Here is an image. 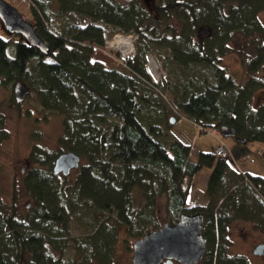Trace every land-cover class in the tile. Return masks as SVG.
I'll list each match as a JSON object with an SVG mask.
<instances>
[{
    "label": "trees",
    "instance_id": "obj_1",
    "mask_svg": "<svg viewBox=\"0 0 264 264\" xmlns=\"http://www.w3.org/2000/svg\"><path fill=\"white\" fill-rule=\"evenodd\" d=\"M143 1L27 0V18L48 51L21 34L0 35L3 84L22 81L31 89L26 98L34 94L43 108L63 117L62 149L36 143L30 150L23 174L28 203L16 196L7 202L0 193V264L60 262L55 253L72 246L70 223L74 216L80 221L75 213L83 203L107 216L90 215L93 228L73 236L74 247L93 248L89 256L105 254L108 263L116 229L127 226L144 235L161 195L171 223L184 212H204L205 264H250L242 254H229L228 230L236 219L264 230V176L237 169L224 141L226 158L216 150L197 151L172 126L187 118L196 132L216 135L227 126L237 137L264 141V102L254 103L255 92L264 88V25L258 18L264 0H159L152 10ZM58 19L69 24L57 28ZM117 29L138 35L136 54H116L108 65L97 54ZM152 50L165 59L166 76L159 80L147 66ZM232 52L241 57L243 83L221 66ZM14 95L11 102L20 106ZM3 106L0 148L11 136ZM67 151L85 161L73 169L72 185L68 175L53 170L57 156ZM206 165L213 166L204 192L208 202L189 208L190 180ZM134 190L143 193L148 209L133 206Z\"/></svg>",
    "mask_w": 264,
    "mask_h": 264
},
{
    "label": "rangeland",
    "instance_id": "obj_2",
    "mask_svg": "<svg viewBox=\"0 0 264 264\" xmlns=\"http://www.w3.org/2000/svg\"><path fill=\"white\" fill-rule=\"evenodd\" d=\"M8 3L14 5L25 17H32V10L28 2L24 0H6ZM124 1V0H121ZM159 0H153L151 2H145L148 9L152 10L158 3ZM58 3L56 2L54 8ZM259 20L264 25V10L258 15ZM172 23L179 25L177 18L172 19ZM68 19L56 20L55 26L61 28L64 25H68ZM123 31L120 29L115 30L112 36L106 39V45L101 49V54H97L108 65L115 61L116 50L111 48L112 38L116 34H122ZM126 34H135V32H123ZM11 33L6 29L3 22L0 20V35L8 38ZM125 35V34H124ZM200 37V31L198 34ZM235 50L238 49L237 42L233 41L230 44ZM103 50V51H102ZM10 51L14 53V47H10ZM105 54H104V53ZM153 53V54H152ZM155 50H152L147 56H154L157 63L160 64L164 75L166 76L165 59L158 58L159 54H156ZM240 55L237 52L228 53L223 57L221 66L227 73L234 74L238 81L243 83L246 80L245 69L243 64L240 62ZM159 66V65H158ZM149 70V69H148ZM152 74V70L150 71ZM150 73V74H151ZM14 86L11 84L0 85V104L4 103L3 110L6 114L7 127L10 130L11 136L4 141L0 148V193L3 199L7 202H12L16 196L22 205L28 203L27 194L24 186L23 174L28 169L29 154L32 146L36 143L43 145L48 150L59 151L62 149L60 145V135L63 133V117L60 113L43 108L37 101L34 94L31 97L25 98L20 106H15L11 102L13 98ZM15 96V95H14ZM263 101L264 102V88H259L254 95V103ZM173 132L183 141L192 145L197 151L204 152H215L219 141L221 140L226 143L230 150V158L237 169L243 172H249L254 175L264 176V141L251 140L245 143L240 142L235 137L223 136L220 132L216 135L210 132H196V128L192 121L187 118H182L172 126ZM220 139V140H219ZM84 159H81V164H84ZM213 166H204L200 169L192 180H190V194H189V208L193 206H203L201 200L206 187L207 176L212 171ZM70 181L68 183L72 185L77 178V170H73L67 177ZM188 182V179H187ZM203 193V194H202ZM134 203L133 206L138 209H148L146 205V198L141 191L134 190ZM77 194L75 199H77ZM165 195H161L156 200V206L154 208L155 220L147 219L146 233L157 230L165 222L171 223V215L167 212L165 205ZM82 209V211H81ZM85 209V210H84ZM75 215H79L80 222L75 216L72 217L70 223V231L72 232L71 237L69 236V242L72 245L63 251L55 253L57 257H62L60 262L55 264H133L131 256L133 255V244L134 242L142 237L134 232L130 231L127 226H121L116 229L115 242L113 247V256L110 262H106L103 258L105 254H98V256L91 255V250H81L77 252L74 245L75 240L73 236H81L87 233L93 228L92 219H88L90 215H97L100 218L107 216V213L103 212L101 208L92 206L89 208L87 204H81L76 208ZM27 211L21 212L26 215ZM103 214L105 215L103 217ZM76 219V220H75ZM115 221V220H114ZM145 221V220H144ZM116 222V221H115ZM84 231V233H83ZM229 239L230 247L229 254H242L249 259L250 264H264V255L255 254L254 248L260 243H264V231L255 228L253 222L245 219H236L231 222L229 226ZM144 234V235H145ZM84 252V253H83ZM93 257V258H92ZM88 260H86V259ZM92 259V260H91ZM200 264H205L202 261Z\"/></svg>",
    "mask_w": 264,
    "mask_h": 264
},
{
    "label": "water",
    "instance_id": "obj_3",
    "mask_svg": "<svg viewBox=\"0 0 264 264\" xmlns=\"http://www.w3.org/2000/svg\"><path fill=\"white\" fill-rule=\"evenodd\" d=\"M132 1V0H125ZM151 2L153 0H144ZM0 20L6 29L12 34H21L31 44L44 52L48 51L46 41L41 38L33 23L26 18L14 5L6 0H0ZM208 26L205 32L208 33ZM3 79L0 76V85ZM30 87L22 81L14 85V94L18 102H22L30 93ZM172 122L175 118L172 117ZM220 133L227 137H235L245 143V138L237 137L233 128L223 126ZM81 164V157L74 151H67L59 154L55 160L53 170L64 175L78 168ZM205 215L202 211L194 213L184 212L176 222H165L160 228L150 231L137 239L133 244V264H161L164 258L168 264L173 260L182 264H194L201 262L206 253L207 237L204 235ZM255 254L264 253V245L259 244Z\"/></svg>",
    "mask_w": 264,
    "mask_h": 264
},
{
    "label": "built area",
    "instance_id": "obj_4",
    "mask_svg": "<svg viewBox=\"0 0 264 264\" xmlns=\"http://www.w3.org/2000/svg\"><path fill=\"white\" fill-rule=\"evenodd\" d=\"M137 39H138V35L134 33L126 34L122 32V34H116L112 38L111 48L116 50V53L120 56L121 59H126L129 56L136 54L135 43ZM147 59H148V68L149 70L151 69L153 72L152 74L153 78L155 80H159L162 77V75L165 74L163 73L162 70H159L160 68L162 69V67L157 63L153 55L149 57L147 56ZM211 132L216 133V130L212 129ZM216 155L223 158L228 157V149L226 148L223 142H221L218 148L216 149Z\"/></svg>",
    "mask_w": 264,
    "mask_h": 264
},
{
    "label": "flooded vegetation",
    "instance_id": "obj_5",
    "mask_svg": "<svg viewBox=\"0 0 264 264\" xmlns=\"http://www.w3.org/2000/svg\"><path fill=\"white\" fill-rule=\"evenodd\" d=\"M72 171H73V170H72ZM72 171H71V172H72ZM71 172H70V174H71ZM70 174H68V175L70 176ZM65 176H66V175H65ZM263 231H264V230H263ZM260 244H263V245H264V243H260ZM255 248H256V247H255ZM255 248H254V250H255ZM253 252H254V251H253ZM133 254H134V250H133ZM257 255H260V254H257ZM261 255L263 256L264 253L261 254ZM132 257H133V255L131 256V260H132ZM202 261H203V260H202ZM202 261H201V262H202ZM201 262H199V263H194V264H200ZM132 263H133V260H132ZM161 264H168V263H167V259L164 258L163 261L161 262ZM172 264H182V263L173 260Z\"/></svg>",
    "mask_w": 264,
    "mask_h": 264
},
{
    "label": "crops",
    "instance_id": "obj_6",
    "mask_svg": "<svg viewBox=\"0 0 264 264\" xmlns=\"http://www.w3.org/2000/svg\"><path fill=\"white\" fill-rule=\"evenodd\" d=\"M231 159V158H230ZM211 173V172H210ZM208 177H209V175L206 177L207 178V180H208ZM193 178H194V176L192 177V179H191V185H192V180H193ZM207 180H206V183H207ZM205 183V184H206ZM189 194H190V189H189ZM203 194V193H202ZM201 200L203 201V206H205L206 204H207V202H208V199H207V197H206V195H205V193L203 194V196H202V198H201ZM202 206V205H201ZM200 211H202V210H200ZM203 212V211H202Z\"/></svg>",
    "mask_w": 264,
    "mask_h": 264
}]
</instances>
